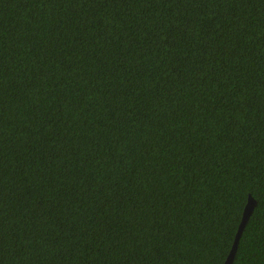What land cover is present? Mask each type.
I'll use <instances>...</instances> for the list:
<instances>
[{
  "label": "trees",
  "instance_id": "trees-1",
  "mask_svg": "<svg viewBox=\"0 0 264 264\" xmlns=\"http://www.w3.org/2000/svg\"><path fill=\"white\" fill-rule=\"evenodd\" d=\"M264 264V0H0V264Z\"/></svg>",
  "mask_w": 264,
  "mask_h": 264
},
{
  "label": "water",
  "instance_id": "water-1",
  "mask_svg": "<svg viewBox=\"0 0 264 264\" xmlns=\"http://www.w3.org/2000/svg\"><path fill=\"white\" fill-rule=\"evenodd\" d=\"M255 205H256L255 201L249 196L247 199L246 206L243 210L241 222H240L238 230L236 232L232 247L230 249V252H229L224 264H231L232 263L234 255H235L236 250H237V245H238L239 239L241 237L243 229H244L250 215L252 214V212L255 208Z\"/></svg>",
  "mask_w": 264,
  "mask_h": 264
}]
</instances>
